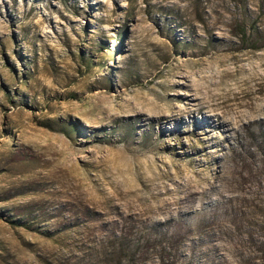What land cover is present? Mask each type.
Masks as SVG:
<instances>
[{
  "label": "rangeland",
  "instance_id": "obj_1",
  "mask_svg": "<svg viewBox=\"0 0 264 264\" xmlns=\"http://www.w3.org/2000/svg\"><path fill=\"white\" fill-rule=\"evenodd\" d=\"M262 45L264 0H0V264H264Z\"/></svg>",
  "mask_w": 264,
  "mask_h": 264
},
{
  "label": "trees",
  "instance_id": "obj_2",
  "mask_svg": "<svg viewBox=\"0 0 264 264\" xmlns=\"http://www.w3.org/2000/svg\"><path fill=\"white\" fill-rule=\"evenodd\" d=\"M262 6V5H261ZM262 9V8H261ZM261 47H264L262 45ZM253 49L257 47L252 46ZM132 249V247H131ZM129 245H124L117 237L112 241L111 245L108 247L107 251L104 253L103 264H138L139 256H136L137 246L132 250Z\"/></svg>",
  "mask_w": 264,
  "mask_h": 264
}]
</instances>
